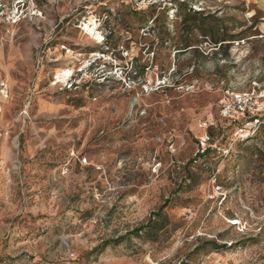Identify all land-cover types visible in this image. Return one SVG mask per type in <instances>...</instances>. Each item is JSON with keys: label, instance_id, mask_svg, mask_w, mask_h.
I'll return each instance as SVG.
<instances>
[{"label": "rangeland", "instance_id": "374dc122", "mask_svg": "<svg viewBox=\"0 0 264 264\" xmlns=\"http://www.w3.org/2000/svg\"><path fill=\"white\" fill-rule=\"evenodd\" d=\"M0 264H264V0H0Z\"/></svg>", "mask_w": 264, "mask_h": 264}, {"label": "built area", "instance_id": "2783aa9c", "mask_svg": "<svg viewBox=\"0 0 264 264\" xmlns=\"http://www.w3.org/2000/svg\"><path fill=\"white\" fill-rule=\"evenodd\" d=\"M84 160L87 161L86 158H84Z\"/></svg>", "mask_w": 264, "mask_h": 264}, {"label": "trees", "instance_id": "16d2710c", "mask_svg": "<svg viewBox=\"0 0 264 264\" xmlns=\"http://www.w3.org/2000/svg\"><path fill=\"white\" fill-rule=\"evenodd\" d=\"M215 247H218V246H215Z\"/></svg>", "mask_w": 264, "mask_h": 264}]
</instances>
